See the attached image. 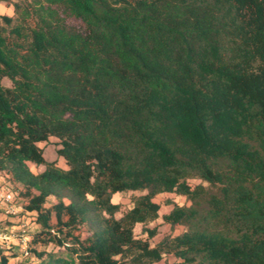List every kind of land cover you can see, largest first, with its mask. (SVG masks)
<instances>
[{
  "label": "trees",
  "instance_id": "16d2710c",
  "mask_svg": "<svg viewBox=\"0 0 264 264\" xmlns=\"http://www.w3.org/2000/svg\"><path fill=\"white\" fill-rule=\"evenodd\" d=\"M8 1L0 173L40 245L21 264H264V0ZM162 193L185 202L161 214ZM160 217L182 229L153 242Z\"/></svg>",
  "mask_w": 264,
  "mask_h": 264
},
{
  "label": "rangeland",
  "instance_id": "374dc122",
  "mask_svg": "<svg viewBox=\"0 0 264 264\" xmlns=\"http://www.w3.org/2000/svg\"><path fill=\"white\" fill-rule=\"evenodd\" d=\"M3 83L6 85H10V80L8 78H4L3 79ZM39 145L43 148L44 150V156L46 159L48 160H52V159H56L57 163L60 166H65V162L63 157L58 156L56 153V149L58 147V138L55 136H50L48 138V140L46 141H42L39 143ZM31 169L35 172H38L40 170L43 169L44 165H36L34 163H30ZM198 179H191L190 182L192 184H195L196 182H198ZM10 187L15 191L18 192V188L19 185L15 184L14 182L10 181ZM142 191L140 190H135V191H124V192H117L113 195V201H119L122 204V208H127L130 204V197L132 195H137L140 194ZM18 200H23V199H18L17 197V202H19ZM155 200L160 203L161 205V214L165 211H168L171 208V204H169L167 201H175L178 203H184L185 202V197L184 196H180V195H176L174 193H162V194H158L155 197ZM27 216H25L26 220H27ZM30 219L28 218L29 223H27V230H28V235H29V241H28V246L30 245H36L37 247H39V243L35 244L32 242V238L34 236V230H35V224L29 221ZM151 226L156 225L158 227V234L156 236H154V238L152 239V241H156L157 239H159L163 234L171 231V227L169 224H167L166 222L163 221L162 217H160L158 220H156L155 222H152L150 224ZM179 228V227H178ZM177 228V229H178ZM174 230V231H178V230ZM135 231L137 234H140V225H137L135 228ZM9 247L6 249L8 250V255H9V264H21V260H25V256L23 254V247L21 244H19L17 241L16 242H11L8 244ZM52 247V244H49L47 246L48 249H50ZM29 260V259H28Z\"/></svg>",
  "mask_w": 264,
  "mask_h": 264
},
{
  "label": "built area",
  "instance_id": "2783aa9c",
  "mask_svg": "<svg viewBox=\"0 0 264 264\" xmlns=\"http://www.w3.org/2000/svg\"><path fill=\"white\" fill-rule=\"evenodd\" d=\"M0 206L8 215H18L21 211L25 210L24 206L16 204V193L8 183L0 184ZM28 239L27 233V220L26 218H19L16 225L1 226L0 225V241L4 243H11L17 240L22 245L24 254H28Z\"/></svg>",
  "mask_w": 264,
  "mask_h": 264
},
{
  "label": "crops",
  "instance_id": "0c3cea01",
  "mask_svg": "<svg viewBox=\"0 0 264 264\" xmlns=\"http://www.w3.org/2000/svg\"><path fill=\"white\" fill-rule=\"evenodd\" d=\"M0 11H2V14L12 15L13 14V6L8 0H0ZM4 178H5V176L2 173H0V184L4 182ZM18 199H22V198L18 197ZM18 201L19 202H17V198H16V204L20 205V207L23 206V200H18ZM26 212L27 211L25 209V210L21 211L18 215H8L4 212L3 206H0V225L5 226V227L9 226V225H16V223H18L19 218H25V216H27ZM27 221H28V217H27ZM176 229L178 231H174ZM181 229H182V226L178 225V226H175L171 231L173 233H177ZM16 241L17 240H13V242H16ZM4 244H5L4 245L5 247H9V245L7 243H4ZM6 252H8V250H6ZM174 258L175 257L172 255L168 256L169 261L174 260ZM127 264H129V263H127Z\"/></svg>",
  "mask_w": 264,
  "mask_h": 264
},
{
  "label": "clouds",
  "instance_id": "9594fccd",
  "mask_svg": "<svg viewBox=\"0 0 264 264\" xmlns=\"http://www.w3.org/2000/svg\"><path fill=\"white\" fill-rule=\"evenodd\" d=\"M0 14H2V11H0Z\"/></svg>",
  "mask_w": 264,
  "mask_h": 264
}]
</instances>
